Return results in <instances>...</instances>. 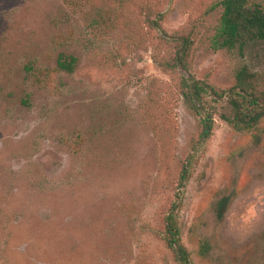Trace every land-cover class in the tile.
<instances>
[{
	"label": "rangeland",
	"instance_id": "rangeland-1",
	"mask_svg": "<svg viewBox=\"0 0 264 264\" xmlns=\"http://www.w3.org/2000/svg\"><path fill=\"white\" fill-rule=\"evenodd\" d=\"M91 1L0 0V264H176L161 235L176 196L193 264H264V117L239 130L221 102L193 152L181 75L153 62L173 45L145 19L190 37L184 74L218 89L242 66L264 87V43L220 47L222 0H129L102 36Z\"/></svg>",
	"mask_w": 264,
	"mask_h": 264
},
{
	"label": "trees",
	"instance_id": "trees-1",
	"mask_svg": "<svg viewBox=\"0 0 264 264\" xmlns=\"http://www.w3.org/2000/svg\"><path fill=\"white\" fill-rule=\"evenodd\" d=\"M129 0H94L84 11L87 28L96 35L111 33L116 24L118 9L124 10ZM74 6H78L74 4ZM223 13L219 45L222 48L234 49L237 45L245 48L250 44L264 43V6L255 0H222L219 4ZM118 11V12H117ZM149 14V13H148ZM150 29L159 36V43L173 45L174 53L154 55V64L162 71L177 73L180 79L177 83L178 93L184 106L198 123V133L191 146L196 151L212 136L215 129V115L219 104H226L233 111L230 123L239 130L255 128L264 117V87H261L255 73L247 66H242L236 72L235 84L229 89H218L212 84L200 81L184 74L188 70V60L191 53L190 37L178 34L162 35V26L158 18L146 17ZM76 59L62 57L60 68L70 71ZM191 175V154L179 170L177 191L183 188ZM176 188V185L174 186ZM177 195V193H176ZM181 199L176 196L163 215L161 235L169 250L173 253L176 264H193L191 253L183 244L178 222V211ZM209 246H203L206 253Z\"/></svg>",
	"mask_w": 264,
	"mask_h": 264
}]
</instances>
